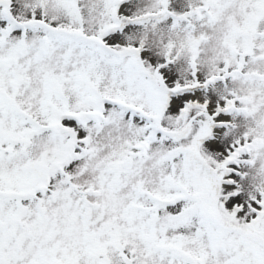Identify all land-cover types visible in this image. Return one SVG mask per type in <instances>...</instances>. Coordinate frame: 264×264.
<instances>
[{"label": "snow or ice", "instance_id": "snow-or-ice-1", "mask_svg": "<svg viewBox=\"0 0 264 264\" xmlns=\"http://www.w3.org/2000/svg\"><path fill=\"white\" fill-rule=\"evenodd\" d=\"M0 264H264V0H0Z\"/></svg>", "mask_w": 264, "mask_h": 264}]
</instances>
